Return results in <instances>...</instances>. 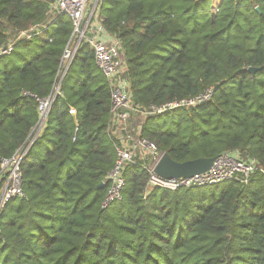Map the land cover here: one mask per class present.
<instances>
[{"label":"trees","instance_id":"16d2710c","mask_svg":"<svg viewBox=\"0 0 264 264\" xmlns=\"http://www.w3.org/2000/svg\"><path fill=\"white\" fill-rule=\"evenodd\" d=\"M56 2L0 0V46H15L0 57V203L2 160L25 151L22 195L0 208V264H264V171L146 195L136 160L122 200L103 206L117 157L111 86L84 42L65 72L74 25ZM211 3L100 0L99 13L121 41L135 104L213 89L205 103L148 116L142 136L177 162L238 151L264 166V0Z\"/></svg>","mask_w":264,"mask_h":264},{"label":"built area","instance_id":"2783aa9c","mask_svg":"<svg viewBox=\"0 0 264 264\" xmlns=\"http://www.w3.org/2000/svg\"><path fill=\"white\" fill-rule=\"evenodd\" d=\"M87 3L88 0H57L53 6V12L66 14L72 19L74 37H77L75 46L72 47L70 44L64 52L63 63L65 67H69L80 43H87L93 48L96 64L111 86L110 131L117 141L115 145L117 157L112 170L107 175L106 180L107 183H110V187L103 201L104 207L122 200L126 185V171L136 160L143 162V168L150 175L146 195L154 188L177 190L183 187L213 185L232 179H239L246 183L255 172L264 171V166L259 161L254 158H245L240 152L234 151L218 156L209 170L193 176L166 178L157 175L154 170L164 152L159 150L154 142L142 136L141 130L145 119L148 116L162 114L174 109L205 103L211 99L213 89L209 88L191 99L171 101L160 106L152 104L146 107L135 104L121 41L104 26L98 10L99 7H93L91 9L92 14L85 18ZM217 10L218 8H216ZM54 13H52L49 21L54 18ZM46 29L47 25H39L28 31L19 32L18 38H31L42 34ZM14 48L13 41L6 46H0V57L10 54ZM49 103L50 99L41 102V118L47 114ZM24 154L25 151H22L11 158L2 160L7 183L0 208L11 198L17 197L15 195H22L20 163ZM7 170L9 171L6 172ZM2 180L0 178V181ZM11 180L20 184L19 190L10 188L8 184L12 182ZM16 192L18 193L16 194Z\"/></svg>","mask_w":264,"mask_h":264},{"label":"water","instance_id":"95a60500","mask_svg":"<svg viewBox=\"0 0 264 264\" xmlns=\"http://www.w3.org/2000/svg\"><path fill=\"white\" fill-rule=\"evenodd\" d=\"M250 70L254 72L255 68H250ZM59 87L60 85L56 87L55 89L56 93L58 92ZM44 122H45V118H43L38 130L42 127ZM216 158L217 157H202V158L187 160L185 162H177L169 155V153L164 152L163 156L157 163L154 172L157 175L166 178L193 176L195 174L209 170ZM102 185H104V183L100 184V186Z\"/></svg>","mask_w":264,"mask_h":264},{"label":"rangeland","instance_id":"374dc122","mask_svg":"<svg viewBox=\"0 0 264 264\" xmlns=\"http://www.w3.org/2000/svg\"><path fill=\"white\" fill-rule=\"evenodd\" d=\"M99 1L100 0H88V3H87V7H86V14H85V18L86 17H88V16H90V14H92L91 12H92V8L93 7H99ZM211 7H212V11L213 12H215L216 11V6L214 5V3H213V0H212V3H211ZM99 10V9H98ZM76 42H77V37L75 38H73V41H72V43H71V45H72V47L73 46H75V44H76ZM22 56L23 55H19V56H17V57H15L14 58V63H15V66H20L21 65V61H20V58H22ZM67 64V66L69 65L68 64V62L66 63ZM66 69H65V72H66V70L68 69L67 67H65ZM46 116H47V114L45 115V117H43V118H45L46 119ZM43 118H41V122H42V120H43ZM141 120H142V118H141ZM41 125V124H40ZM9 170H7L6 172H8ZM11 172V171H10ZM12 182H10L8 185L10 186V188H14V189H16V190H19V187H20V184L19 183H15V180H11ZM1 182V181H0ZM6 180L3 182V185H4V188L6 189ZM18 192H16V194H17ZM15 196H18V195H15Z\"/></svg>","mask_w":264,"mask_h":264},{"label":"crops","instance_id":"0c3cea01","mask_svg":"<svg viewBox=\"0 0 264 264\" xmlns=\"http://www.w3.org/2000/svg\"><path fill=\"white\" fill-rule=\"evenodd\" d=\"M220 1L221 0H213V3L216 6V8H218Z\"/></svg>","mask_w":264,"mask_h":264}]
</instances>
